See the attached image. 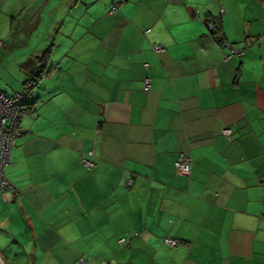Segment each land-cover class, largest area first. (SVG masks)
Returning a JSON list of instances; mask_svg holds the SVG:
<instances>
[{"label":"crops","instance_id":"crops-1","mask_svg":"<svg viewBox=\"0 0 264 264\" xmlns=\"http://www.w3.org/2000/svg\"><path fill=\"white\" fill-rule=\"evenodd\" d=\"M114 1L0 0V89L55 65L4 165L0 259L264 264V0Z\"/></svg>","mask_w":264,"mask_h":264},{"label":"built area","instance_id":"built-area-1","mask_svg":"<svg viewBox=\"0 0 264 264\" xmlns=\"http://www.w3.org/2000/svg\"><path fill=\"white\" fill-rule=\"evenodd\" d=\"M119 1L113 2L109 11H115ZM208 29L212 27V22L207 25ZM1 43V41H0ZM152 48L156 51L162 49V45L159 43H153ZM243 52L242 48L237 47L234 44L229 45V54H241ZM146 63H144L145 65ZM55 65L45 68L42 70L40 76H49L53 73ZM143 89L147 90L150 87V78L148 76L143 77L142 81ZM28 87H24L21 91H16L12 94H6L4 90L0 89V190L2 192L10 188L11 184L4 172V165L9 161L11 141L14 137L21 134L24 128L18 123V118L21 112L27 109V104L25 103V98L29 92ZM223 132L228 135L229 129L224 128ZM80 161L88 168L94 165V159L92 151L89 150L86 153H81L79 155ZM175 167L181 171H188L191 165V157L184 151H179L173 161ZM130 179H128L129 182ZM264 205V201H263ZM123 237L119 239L122 241ZM163 241L170 245L175 246L177 240L170 236H164Z\"/></svg>","mask_w":264,"mask_h":264},{"label":"trees","instance_id":"trees-1","mask_svg":"<svg viewBox=\"0 0 264 264\" xmlns=\"http://www.w3.org/2000/svg\"><path fill=\"white\" fill-rule=\"evenodd\" d=\"M114 2H115V1H114ZM215 20H216V19L213 18V19H211V20L208 21V23H209V22H212V27L210 28V30H211L212 32L215 31V27H216V26H215V23H216ZM51 66H52V65H51ZM51 66H50V67H51ZM44 69H45V68H43L42 70H44ZM42 70H41V71H42ZM54 70H55V69H54ZM41 71H40V72H41ZM40 72H39V73H40ZM53 72H54V71H53ZM39 73H38L36 76L31 77L30 79H27V80H26V82H25V86L28 87L29 90H30V86H31L32 80H33V79H37V77H39ZM32 78H33V79H32ZM25 86H24V87H25ZM23 89H24V88H23ZM25 103H26V102H25ZM27 109H28V108H27Z\"/></svg>","mask_w":264,"mask_h":264},{"label":"rangeland","instance_id":"rangeland-1","mask_svg":"<svg viewBox=\"0 0 264 264\" xmlns=\"http://www.w3.org/2000/svg\"><path fill=\"white\" fill-rule=\"evenodd\" d=\"M8 241H9V242H11V239H10V240H8ZM28 251H29V250H28ZM13 252H14V250H13ZM18 258H20V257H18ZM25 259H26V260H28V259H27V257H25Z\"/></svg>","mask_w":264,"mask_h":264},{"label":"water","instance_id":"water-1","mask_svg":"<svg viewBox=\"0 0 264 264\" xmlns=\"http://www.w3.org/2000/svg\"><path fill=\"white\" fill-rule=\"evenodd\" d=\"M0 264H4L1 259H0Z\"/></svg>","mask_w":264,"mask_h":264}]
</instances>
